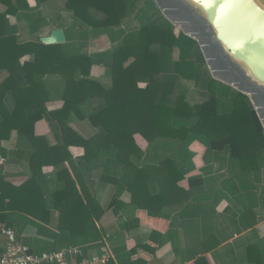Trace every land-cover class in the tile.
<instances>
[{
	"label": "crops",
	"instance_id": "1",
	"mask_svg": "<svg viewBox=\"0 0 264 264\" xmlns=\"http://www.w3.org/2000/svg\"><path fill=\"white\" fill-rule=\"evenodd\" d=\"M123 2L125 16L120 24L98 30L75 18L66 8V0H27L25 9L7 16L6 31L20 42H40V37L52 30L63 29L67 39L60 45L63 59L86 55L91 63L88 79L109 90L113 85V53L126 41L135 39L144 27L170 28L177 38L174 48L159 44L152 47L159 53L161 79L172 83L166 103L174 105L178 96L186 97L190 103L207 100V85L214 78L219 111L229 112L233 97L240 91L213 75L198 40L178 29L154 0ZM6 75L0 70V88ZM14 78L20 87L30 84L21 63L16 65ZM40 79L45 90L36 96V101L45 99L44 112L35 124V133L42 137L45 146L61 148L64 140L60 123L52 114L63 108L67 78L45 74ZM13 92H3L0 101V156L6 159L0 187L4 190V182L20 186L35 179L45 191L50 215L47 222H42L21 212L5 211L3 223H8L33 253L80 246L83 256L91 257L98 253L99 243H105L113 264H264V147L249 155L244 166L229 145L212 148L210 139L204 136L191 134L181 143L170 138L147 142L135 134L137 165L153 169H145L147 180H143L145 176L141 179L135 189L138 200L134 201L130 179L111 148H101L86 158L82 146L72 145L58 153L62 157L69 154L63 163L39 165L38 161L48 158L47 152L42 151L44 147H39L34 156L36 146L25 135L12 131L5 137L2 124L15 108ZM247 102L254 108L249 97ZM105 103L101 96H88L78 105L77 113L72 110L65 117L73 132L92 141L91 152L104 133L89 117ZM195 120L174 118L172 125L184 126ZM167 160L178 172L160 167ZM63 167L80 194L83 192L88 209L98 206L102 210L99 218L94 213L86 216L81 233L74 236L59 228L60 214L54 209L56 170ZM166 175L171 180L178 179L177 175L182 177L175 184L164 186ZM6 202V198L0 201V207ZM2 244L1 239L0 247Z\"/></svg>",
	"mask_w": 264,
	"mask_h": 264
},
{
	"label": "trees",
	"instance_id": "2",
	"mask_svg": "<svg viewBox=\"0 0 264 264\" xmlns=\"http://www.w3.org/2000/svg\"><path fill=\"white\" fill-rule=\"evenodd\" d=\"M27 6V0H0V70L7 74L0 88V101L3 92L14 90L15 108L6 115L2 124L7 132L5 137L12 131L25 135L36 146L34 156L39 147H44L42 151L47 152L48 158L40 163L38 161L39 165L57 166L63 163L69 154L62 157L58 153L72 145L82 146L86 158L98 153L101 148H111L130 179L129 189L133 200L137 201L135 189L144 176L143 180H147L145 169L147 171L153 167L137 165L135 134H140L147 142L156 138H170L181 143L191 134L204 136L210 139L212 148L221 149L229 145L244 166L249 161V155L264 147V128L255 109L248 104V97L237 92L229 112L219 111L217 81L214 79L207 85L206 92L210 95L207 100L190 103L186 97L178 96L174 105L166 103L172 83L161 79L159 53L152 47L159 44L167 45L170 50L174 48L177 38L170 28L163 29L159 25L144 27L135 39L120 46L113 53L112 88L104 90L96 81L88 79L91 63L86 55L74 56L66 61L60 45L20 42L16 36L7 34V16L15 15L19 9ZM66 8L86 26L98 30L116 27L125 16L123 0H66ZM18 63L22 64L30 79L26 87L18 86L15 81L14 71ZM45 74H61L67 78L63 108L52 114L60 123L64 140L61 148L45 146L42 137L35 133V124L44 112L45 99L37 102L36 96L39 97L41 90H45L40 84V78ZM93 95L101 96L106 103L89 117L91 123L104 133L91 152L89 146L92 141H85L73 132L66 125L65 117L72 110L77 113L78 105ZM33 104L36 108L32 107ZM174 118L196 120L192 124L175 127L172 125ZM160 167L178 172L169 160ZM177 177L171 180V176H164L166 182L162 185H173L182 175ZM55 182L54 209L60 214L59 228L68 230L73 236L77 235L82 231L84 218L91 213L99 218L102 210L98 206L88 209L83 192L80 194L77 190L66 168L56 170ZM3 185L4 190L0 187V201L6 198L8 202L0 207V224L4 222L5 211L21 212L42 222L49 220L45 191L35 179H29L20 186L5 182Z\"/></svg>",
	"mask_w": 264,
	"mask_h": 264
},
{
	"label": "water",
	"instance_id": "3",
	"mask_svg": "<svg viewBox=\"0 0 264 264\" xmlns=\"http://www.w3.org/2000/svg\"><path fill=\"white\" fill-rule=\"evenodd\" d=\"M172 22L200 43L206 62L221 81L252 98L264 127V0H154ZM44 45H64L63 29L40 37ZM226 75L219 77L220 73ZM223 78L224 80H222Z\"/></svg>",
	"mask_w": 264,
	"mask_h": 264
},
{
	"label": "built area",
	"instance_id": "4",
	"mask_svg": "<svg viewBox=\"0 0 264 264\" xmlns=\"http://www.w3.org/2000/svg\"><path fill=\"white\" fill-rule=\"evenodd\" d=\"M6 159L0 156V175ZM0 264H113L110 248L105 243H99L98 253L84 257L80 246L66 247L54 252L33 253L24 244L13 228L5 223L0 224Z\"/></svg>",
	"mask_w": 264,
	"mask_h": 264
},
{
	"label": "rangeland",
	"instance_id": "5",
	"mask_svg": "<svg viewBox=\"0 0 264 264\" xmlns=\"http://www.w3.org/2000/svg\"><path fill=\"white\" fill-rule=\"evenodd\" d=\"M171 23V22H170ZM174 24H175V26L178 28V29H180V30H183V31H185L183 28H182V25L181 24H178V23H175L174 22ZM182 34H184V33H182ZM202 50H203V48H201ZM205 56V55H204ZM206 57V56H205ZM206 63V62H205ZM214 65H217L218 66V64H217V62L215 61V60H213L212 61V63H211V66L210 65H208L210 68L211 67H213ZM217 66L216 67H213V70H216L217 69ZM209 73H210V71H209ZM220 73V72H219ZM210 75H211V77H213L212 76V74L210 73ZM226 75H223V73H220L219 74V77H225ZM214 79V78H213ZM222 80H224L223 78H221ZM225 85H227V86H230V85H228V84H225ZM231 87V86H230ZM237 91H239V90H237ZM249 102L252 104V106H255V102H254V100L252 99V98H250L249 97ZM37 254V253H36ZM39 254V253H38Z\"/></svg>",
	"mask_w": 264,
	"mask_h": 264
}]
</instances>
